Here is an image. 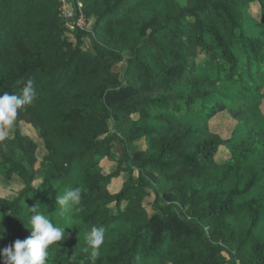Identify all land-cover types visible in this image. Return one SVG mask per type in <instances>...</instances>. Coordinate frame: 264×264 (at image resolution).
<instances>
[{"label": "trees", "instance_id": "1", "mask_svg": "<svg viewBox=\"0 0 264 264\" xmlns=\"http://www.w3.org/2000/svg\"><path fill=\"white\" fill-rule=\"evenodd\" d=\"M78 1L88 31L61 27L59 0H0V93L29 79L37 91L0 141L1 177L19 185L0 197L6 246L30 237L39 204L67 226L46 264H92L93 226L105 229L95 264H264V145L239 147L238 131L223 141L208 126L228 111L264 135V43L243 28L253 2L264 26L262 1ZM20 123L43 142L40 160ZM74 187L81 203L60 217L55 197Z\"/></svg>", "mask_w": 264, "mask_h": 264}, {"label": "clouds", "instance_id": "2", "mask_svg": "<svg viewBox=\"0 0 264 264\" xmlns=\"http://www.w3.org/2000/svg\"><path fill=\"white\" fill-rule=\"evenodd\" d=\"M37 98V91L31 79L24 82L19 93H0V128H11L22 108L31 105ZM2 138V137H0ZM83 189L74 187L65 189L62 194L57 193L55 200L60 217H70L81 203ZM25 226L31 231L29 238L17 239L14 244L0 250L3 264H46L51 249L58 247V242L65 238V228L53 223L47 214L41 209L42 206L29 208ZM5 236V229L0 224V240ZM105 240V229L93 226L86 236L87 247L85 252H90V260L95 264L101 246Z\"/></svg>", "mask_w": 264, "mask_h": 264}, {"label": "rangeland", "instance_id": "3", "mask_svg": "<svg viewBox=\"0 0 264 264\" xmlns=\"http://www.w3.org/2000/svg\"><path fill=\"white\" fill-rule=\"evenodd\" d=\"M178 2L182 0H177ZM262 1L264 5V0ZM61 14H62V6H61ZM243 28L245 31L246 38H255L261 40L264 43V26L262 25L261 15H262V8L258 2L249 3L247 7L243 10ZM88 31V30H87ZM85 45L90 48L89 40L85 41ZM124 67V64H118L114 68V72H121ZM260 99L258 104V111L257 117L263 119L260 123L264 130V86L260 89ZM209 129L212 133L219 135L223 141L234 137L236 134L235 132L238 131L241 134V139L239 147L245 143V145L253 146L256 149H261L262 145H264V135H260L257 133V127L255 124L252 123L250 126L249 116L240 115V117H233L230 112H214L213 116L210 118L208 122ZM259 127V126H258ZM12 128V127H11ZM11 128H0V141L3 139H10L12 138V129ZM19 129L22 135L29 137L34 141L37 145L36 155L38 160H40L41 156L44 154V146L41 139H38L34 130L25 123L19 124ZM264 133V132H263ZM144 147V143L138 144L135 146V150L139 151L142 150ZM238 147V148H239ZM134 149V148H133ZM117 152L118 149H117ZM231 157L230 150L221 145L218 153L215 157V161L217 164H224L226 159ZM113 158H116V154H113ZM103 171L105 173L110 172L112 169L115 168V163L109 161L108 159H102L101 163ZM3 170L0 168V197H11L14 195V192L19 189V185L16 183L15 180H5L1 177ZM122 182V177L111 183L110 190L113 192L118 191ZM1 224V219H0ZM6 246V241L0 240V250L4 249Z\"/></svg>", "mask_w": 264, "mask_h": 264}, {"label": "built area", "instance_id": "4", "mask_svg": "<svg viewBox=\"0 0 264 264\" xmlns=\"http://www.w3.org/2000/svg\"><path fill=\"white\" fill-rule=\"evenodd\" d=\"M62 6L61 27L70 32L87 31L83 5L78 0H59Z\"/></svg>", "mask_w": 264, "mask_h": 264}]
</instances>
